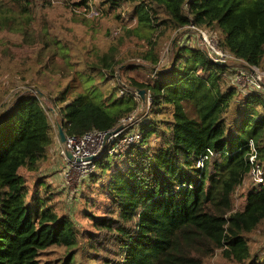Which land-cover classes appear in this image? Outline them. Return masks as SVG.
I'll return each mask as SVG.
<instances>
[{"label": "trees", "instance_id": "trees-1", "mask_svg": "<svg viewBox=\"0 0 264 264\" xmlns=\"http://www.w3.org/2000/svg\"><path fill=\"white\" fill-rule=\"evenodd\" d=\"M11 1L20 4L17 12ZM103 1L106 16L115 10L124 21L122 10L135 21L125 34L148 44L142 59L149 74L131 76L142 66L126 65L115 48L85 69L66 71L64 45L45 31L44 68L66 81L49 84L39 68L34 87L53 104L67 136L116 129L140 109L137 90L145 89L150 104L134 123L140 138L94 159L74 218L46 179H33L59 137L49 108L35 91L0 88V264H48L43 255L53 247L64 250L53 264H203L215 252L264 264V250L253 251L250 237L264 223V183L251 181L242 206L235 204L255 165L264 168V0ZM35 18L28 0H0L1 29L20 30L29 41ZM187 27L211 32L231 59L213 61L194 33L174 39ZM164 37L174 45L162 64L156 48ZM58 52L64 66L56 70ZM251 68L262 80L248 75L252 81L242 86L237 74ZM8 92L13 101L6 105Z\"/></svg>", "mask_w": 264, "mask_h": 264}, {"label": "rangeland", "instance_id": "rangeland-1", "mask_svg": "<svg viewBox=\"0 0 264 264\" xmlns=\"http://www.w3.org/2000/svg\"><path fill=\"white\" fill-rule=\"evenodd\" d=\"M79 1L82 0H28V3L34 4L36 9V18L32 20L28 30L29 33L30 31L34 32L32 36H28L29 41L20 30L16 31L0 28V88L4 91L9 89L14 93L16 92L14 89L17 88L19 90L25 88L30 89V91L38 92L39 89L34 87V85H36L40 79V76L36 74L39 68L48 73L47 83L49 84L54 83L58 79H61L63 82L66 81L61 75L50 73L44 68V64L48 62V57L50 55L43 50L44 44L40 37V34L45 35V31H47L46 34L48 37L57 38L58 44L61 43V45H64V50L68 53L65 59L66 71L73 72L76 69H85L86 62L98 61V55L109 54L112 52L111 49L115 48L113 52L114 55L117 57H124L123 59L128 60L126 65L139 64L142 66L143 71H132L129 73L131 76L143 79L146 77V74H149L146 71L144 72V67L150 68V66L146 60L144 61L142 59L143 52L148 50L149 46L144 42V39L137 36H127L125 34V27L127 26L125 24H128L129 27H134L136 25L135 21H129L127 12L121 10L120 13L124 17V21H122V19L116 17L119 12L115 10L106 16V12L104 13L103 10L109 5L108 3L104 4L105 1L103 0H86L89 1V6H79L77 5ZM10 6L15 12L21 8L17 1H11ZM128 7L129 6H126V8ZM16 26H18V24H16ZM200 31L204 39L197 33ZM187 32L194 33V35L197 36L196 38L193 37V39H195L202 48H205V45L206 47L208 46V49L210 48L204 41L206 39L204 33H206L210 39L215 37L209 31L203 29L193 30L188 27L181 33L173 34L172 36L176 35L174 39H179ZM202 43H205V45ZM173 45L174 43H171L170 38L164 37L157 46L156 51L161 54L162 64L167 63L169 60L171 61ZM219 55L220 54H218V56ZM52 57L53 56L50 58L51 62ZM63 59L62 54L58 52L54 58L55 65H57V68H55L56 70L59 66H64ZM225 59L229 60L231 58L225 55ZM69 73L70 72H66V75ZM243 73L244 72H240L237 74V81L242 86L246 87L251 78V76L248 77V75L254 76L255 73H259V71L256 68H251V74ZM260 75L262 77V74ZM69 78H72V76ZM76 81L78 82V90H81L82 85L79 83L80 80L76 79ZM110 81L108 82L109 86H113L115 80ZM117 96L116 92L112 98H116ZM12 98L13 94H9L8 92L4 98L5 104H11L13 101ZM43 101L49 108L54 123L60 121L59 116L53 111L55 110L53 104L46 98H43ZM145 109V105L140 106V109L135 114V118L137 119ZM127 127L128 130L124 132L126 134L137 130V124L133 125V122L129 123ZM59 140L58 137L55 144L51 147L50 158L45 162L44 168L37 173L33 179L35 180L39 176L46 179V183H49L51 189L59 196L57 199L61 200V205L64 207V209L62 207V211L65 210L74 218H77L82 201L81 197L83 195L81 191H83L86 185L89 182L91 183L92 180H89L88 175L84 174L82 170L70 169L68 164L65 163L67 161L61 152ZM94 169L96 171L95 166L91 168L89 173ZM100 172L101 170L97 168V173ZM251 181H253L252 178H247L238 189L235 200L236 208L242 206L245 193L251 186ZM250 237L252 238L251 248L253 251L264 250V223L257 231L252 233ZM63 253L64 250L62 248L53 247L49 249L43 257L48 264H53L55 260L58 261V257L63 255ZM203 264L240 263L228 261L224 259L221 254L215 252L205 257Z\"/></svg>", "mask_w": 264, "mask_h": 264}, {"label": "built area", "instance_id": "built-area-1", "mask_svg": "<svg viewBox=\"0 0 264 264\" xmlns=\"http://www.w3.org/2000/svg\"><path fill=\"white\" fill-rule=\"evenodd\" d=\"M204 33V32H203ZM206 39L204 40L205 43L209 45V49L206 47L205 43V50L209 51V54L213 55L217 61H226L225 54L218 48L217 41L214 38H209L206 33H204ZM212 42V43H211ZM216 53H215V52ZM220 54L218 56V54ZM222 57V58H221ZM229 57V56H228ZM246 74V73H243ZM258 80H262V77L259 73H255L254 75ZM249 77V76H248ZM252 81V78L249 79V82ZM125 87L122 88V94L126 89H129L127 84H124ZM41 97V96H40ZM138 97H140L138 95ZM42 98V97H41ZM43 99V98H42ZM141 99V98H140ZM142 105H146L147 103L150 104V99L145 98ZM55 109V108H54ZM55 111L58 115L57 110ZM137 119L135 115L126 119L123 123L125 124V129L129 125V123H135ZM55 123L56 128L58 129V123ZM124 129V130H125ZM120 131L117 134L110 135L109 137L106 136L107 132H100V131H90L83 136H67L65 142H61V152L64 155L65 159L67 160L68 166L73 169H80L84 172V174L89 173L91 168L94 166L93 161L96 157L102 154L103 151H108L110 155L120 154L123 152L132 142L137 141L140 138V134L138 131H133L129 133H125L122 135L121 133L124 131ZM59 135V134H58ZM60 139V138H59ZM67 152H70L73 155V159L68 158ZM256 155L253 154L251 157L252 162L255 161ZM199 165H203L201 162ZM91 167V168H90ZM70 171V170H69ZM251 178L255 184H263L264 183V168L261 167L259 164L255 165L253 170L251 171Z\"/></svg>", "mask_w": 264, "mask_h": 264}, {"label": "water", "instance_id": "water-1", "mask_svg": "<svg viewBox=\"0 0 264 264\" xmlns=\"http://www.w3.org/2000/svg\"><path fill=\"white\" fill-rule=\"evenodd\" d=\"M197 33H199V35H200L201 38L203 37L201 31H200V32H197ZM203 39H204V37H203ZM203 42H204V41H203ZM211 58H212V57H211ZM212 60L215 61V62H217V63H219V61L215 60L214 58H212ZM137 92H138V95H139L143 100L146 98V91H145V89H138ZM37 93H39V95H40L42 98H46L45 93H43V92H41V91H38ZM57 126H58V134H59L60 140H61V142H65V140H66V133L64 132V130H63V128H62L60 122L58 123ZM124 129H125V124L122 123V124L119 125L116 129L111 130V131H108L107 134H106V136L109 137L110 135L117 134V133H119L120 131H122V130H124ZM67 156H68V158H70V159H73V158H74L73 155H72L70 152H67Z\"/></svg>", "mask_w": 264, "mask_h": 264}]
</instances>
